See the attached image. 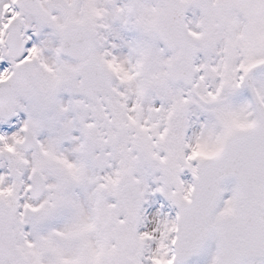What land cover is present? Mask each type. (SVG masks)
I'll list each match as a JSON object with an SVG mask.
<instances>
[{"label": "snow or ice", "instance_id": "snow-or-ice-1", "mask_svg": "<svg viewBox=\"0 0 264 264\" xmlns=\"http://www.w3.org/2000/svg\"><path fill=\"white\" fill-rule=\"evenodd\" d=\"M0 264H264V0H0Z\"/></svg>", "mask_w": 264, "mask_h": 264}]
</instances>
